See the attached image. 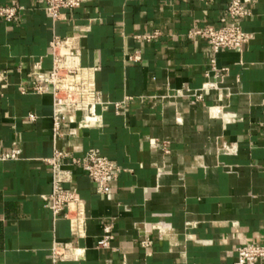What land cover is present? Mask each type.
Returning a JSON list of instances; mask_svg holds the SVG:
<instances>
[{"label": "crops", "instance_id": "crops-1", "mask_svg": "<svg viewBox=\"0 0 264 264\" xmlns=\"http://www.w3.org/2000/svg\"><path fill=\"white\" fill-rule=\"evenodd\" d=\"M227 3L83 0L51 26L36 0H0L23 8L17 21L0 19V156L20 150L18 160H0V264H51L52 246L68 242L79 257L58 264H234L238 247L264 245V0L241 24L249 37L241 50L215 56L228 68L218 90L202 102L183 94L202 86L213 57L187 34L218 27ZM53 34L79 36V65L97 69L107 103L96 109L100 123L64 125L57 139L51 96L30 92L32 78L48 75ZM134 53L140 60L128 61ZM55 148L67 152L66 188L85 202L87 235L78 241L42 200ZM90 148L119 169L108 195L98 196L72 164ZM104 224L114 239L98 249ZM144 237L152 240L147 250Z\"/></svg>", "mask_w": 264, "mask_h": 264}, {"label": "built area", "instance_id": "built-area-1", "mask_svg": "<svg viewBox=\"0 0 264 264\" xmlns=\"http://www.w3.org/2000/svg\"><path fill=\"white\" fill-rule=\"evenodd\" d=\"M44 7L50 19L51 26L64 19V11L77 9L83 0H36ZM258 0H228L225 13L219 19L218 27H206L188 32L189 39L203 40L211 50L213 57L209 61V69L204 73L206 81L199 89L184 88L183 94L192 98V102H202L206 93L218 90V83L228 73V68H218L215 56L222 51H240L248 41V35L242 30L241 24L251 16L253 6ZM22 7L12 5L0 6V19L6 23L19 20ZM91 31L89 26L79 29L85 35ZM157 36L153 33L142 37L149 41ZM79 36L61 38L55 34L49 42V57L51 67L45 79L32 78L30 92L33 95H47L52 99V135L54 139L62 136L61 129L64 125L75 124L80 129H88L93 124L101 122L97 114V107L106 108L101 92L95 84L97 69L79 65L80 48ZM130 62H138L140 56L134 53L127 58ZM5 88V85L1 86ZM23 94L24 92L21 91ZM182 94V95H183ZM116 111L120 105L114 104ZM30 120L34 117L29 115ZM20 150L15 149L0 156L1 161H16L19 159ZM64 149H54L52 157L47 161L51 166V192L43 196L45 207L50 211L53 221L65 219L69 224L71 238L76 241L84 239L87 235L85 202L79 197L76 189L66 188L71 183L68 171L61 169L60 161L66 158ZM87 175L94 184L95 193L105 196L110 193L111 182L117 177L119 169L116 165L103 156L97 149L90 148L82 157L72 160ZM101 236L96 239L98 249H108L113 241V225L104 224ZM162 232L158 231V236ZM152 245V240L144 237L139 246L147 250ZM79 257L78 248L71 243H55L50 251V263L58 264L59 261ZM264 261V245L249 244L240 246L236 251L234 264H256Z\"/></svg>", "mask_w": 264, "mask_h": 264}]
</instances>
